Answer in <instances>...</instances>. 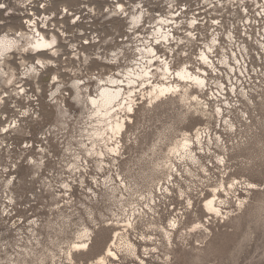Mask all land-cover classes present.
<instances>
[{
    "label": "rangeland",
    "instance_id": "374dc122",
    "mask_svg": "<svg viewBox=\"0 0 264 264\" xmlns=\"http://www.w3.org/2000/svg\"><path fill=\"white\" fill-rule=\"evenodd\" d=\"M19 8L0 0V37L20 31ZM110 17L93 19L91 29L81 17L74 27L58 23L72 36L60 41L57 62L41 64L45 73L39 60L35 70L14 66L15 83L23 80L33 97L15 95L19 84L4 86L8 67L0 56V96H9L0 107V264H88L108 257L113 243L119 260L111 264H264V94L237 109L231 127L228 118H209L187 84L173 82L193 95L187 105L173 95L141 100L122 137L114 136L87 96L98 91L96 77L118 78L141 63L128 25L114 30ZM91 30L100 43L85 47ZM124 95L119 112H128L134 93ZM206 124L222 138L204 148L190 142L188 153L172 150L184 132ZM213 189L223 215L205 211ZM133 215L130 237L123 231L116 244L114 234L128 219L122 230L133 227ZM84 238L87 250H74Z\"/></svg>",
    "mask_w": 264,
    "mask_h": 264
},
{
    "label": "built area",
    "instance_id": "2783aa9c",
    "mask_svg": "<svg viewBox=\"0 0 264 264\" xmlns=\"http://www.w3.org/2000/svg\"><path fill=\"white\" fill-rule=\"evenodd\" d=\"M91 1L97 4L93 6ZM65 2L69 6L65 9L61 5L59 12L52 7ZM12 4L20 6L19 18L23 27L28 25L27 19H23L26 12L37 14L34 24L41 29L45 23L48 38H51L48 32L58 23L69 20L70 26L74 27L80 17L88 20V29H91L93 19L97 21L104 15L111 16V22H119V26L126 23L128 34L134 39L128 42L132 45V54L140 56L135 64L141 63L139 73L146 70L159 75L157 66H164L163 62L168 58L169 76L174 73L172 82L181 70L187 69L201 76L203 82L188 83L189 89L204 101V110L211 111L209 118H228L231 127L234 126L231 120L235 117L234 112L248 99L256 98L259 102V95L264 94V83L260 81L264 73V0H12ZM95 7L102 10L98 12ZM56 30L61 43L71 35L63 26ZM35 35L39 37L38 33ZM88 35L82 43L85 47L100 43L94 31ZM13 36L22 41L18 32ZM31 36L30 40L34 35ZM61 37L66 38L61 40ZM146 49L153 51L148 55ZM73 50L79 53L77 49ZM143 56L152 59L149 64ZM157 74L152 76L153 81L160 80ZM135 101L136 109L141 100ZM187 137L191 149L195 143L204 148L203 144L209 145L213 139L222 138L218 128L212 130L207 124ZM222 142L225 144L224 140ZM209 148L212 152L211 146ZM131 218L133 227L122 230L128 219L117 231H125L128 238L136 224L134 215ZM110 258H106V262L95 260L93 263L111 264L110 260L117 262L119 255Z\"/></svg>",
    "mask_w": 264,
    "mask_h": 264
},
{
    "label": "bare ground",
    "instance_id": "6f19581e",
    "mask_svg": "<svg viewBox=\"0 0 264 264\" xmlns=\"http://www.w3.org/2000/svg\"><path fill=\"white\" fill-rule=\"evenodd\" d=\"M95 4H97V3L96 2L91 3V5H93V6ZM61 5H62V7L64 6L65 9H66V6H69V4H67V2H65V3L56 4L52 7L55 10H57V12H59L58 8ZM75 6H77V5H75ZM120 6L122 7V5H120ZM94 10H98V12H100V10H102V9L99 7H95ZM24 16L25 17H23V19L24 20L27 19L26 24H28V25L23 27L21 24H19L21 29H20V31H18V33L20 34L21 39L24 38L25 41L13 39V38L10 39L6 36L0 37V56L4 57V59H2V61L5 60V65L8 67V72L5 73L6 77H4L6 79L4 82L5 83L4 86L6 88H8V87H11L13 84H19L18 87H16L17 90H16L15 95H20L21 94L20 92L22 91V93L27 94L26 97H29L31 94L26 91V85L27 84H25L23 82V80L19 81L18 83H15V81H17V79H18L17 74H19V73H16L14 66L16 64H18V65L24 66L25 69H27V70H30L29 68H32L33 70H35L34 62H35V60L36 61L39 60L38 62H40V63H38V65L36 64V67L43 70L42 72L45 73L46 69L41 67V64L45 65V63L52 64L53 62H57L58 58L62 55L60 52V49L58 47L60 46V48L62 50V46L60 44L56 45L58 38L60 41V34H59V32L56 33L54 31L55 28H59L60 26L55 25L54 30H50L48 32L49 35L51 36V38H48V37H46V31H44L46 24L44 23V26H42L43 28H41V29H40L39 25L34 24V21L36 20L37 14L26 12L24 14ZM41 20H43V19H41ZM31 24H33V26ZM119 24H120L119 22L112 23L111 27L115 30L117 28V26H119ZM35 29H37V30H35ZM14 33H17V32L14 30ZM37 33H38L39 37H37L35 35ZM31 35H34L32 40H30V38L32 37ZM71 36L72 35H70L69 37H71ZM65 38L61 37V40H65ZM19 42L20 43L25 42V44L20 45ZM26 50H28V51H26ZM17 51L20 53V54L17 53V56L19 57L18 58L19 62H16L14 57H12V55H11L12 53L17 52ZM151 51H153V49H146V54L150 55ZM59 52L61 55L57 58V55ZM29 56H30V58L28 60H26L25 58L29 57ZM143 58H145L147 60L146 63H148V64L152 60L146 56H143ZM163 63H164V66H161V67L157 66V68H156V70H158L160 72L159 75L156 73L157 76L160 77V80H154L153 81L152 76H154L156 74L154 72L149 73L146 70L142 71V73H139L138 71H132V72L128 73L127 72L128 70H127L126 74L125 73L124 74L118 73V75L116 74V76H118V78L115 76H108V77H106V79H99L97 77L95 78V80L99 83L98 84V91H96L95 96H87V98L90 101V97L99 98V96H100L99 99L91 98L90 103L94 107L95 115L99 118L100 123L110 124L112 122L111 130L113 131V135L114 134L118 135L122 132L120 135H118L119 138L122 137V134L127 129V128L125 129V127L127 126V123L132 122V116L131 115L135 114V102H136L135 100L136 99L142 100V101H147V103L149 102L152 104V103H155L159 98H162V97H165L168 95H173L175 97L179 96V101L181 102V104L187 105V103H189V101H191L193 95H189V93L187 91L181 92V90L179 89L178 86H176V87L171 86V84H174L171 81V77L174 75V73L169 76L171 70L168 69V66L170 65V64H168V58L165 59V61ZM3 68H4V66L2 65V69ZM164 73H165V78L169 77L166 80L163 78ZM0 75H1V73H0ZM55 77H56V79H59V77H57V75H55ZM111 79L117 80L118 81L117 85H119L121 88L116 86L114 84L115 83L114 81H110ZM173 79H174V82L176 84L177 83H179L181 85L187 84V86H188V83L200 84L201 82H203L201 76H199L197 74L190 73L187 69L179 71L176 74V76H174ZM181 80L187 81V82L184 83ZM76 83L77 82H75V84ZM110 83H113L114 85L113 84L110 85ZM77 86L78 85L76 84L74 87L77 88ZM106 86H108V87L104 88ZM42 87H43V85L41 84V86H38V89L42 88ZM111 87H114V89ZM102 88H104V89L102 90ZM122 90H123V94L127 93V95H124L123 98H127L128 94L134 93L133 96L129 97L130 99L129 98L126 99L130 102L127 101V103L124 104L125 106L127 105L128 108H126V109L128 110V112H125V111L119 112L118 111V104L122 101L121 98L119 99V97H121V95H122ZM2 92L6 93V90H2ZM5 97L8 98L9 96H5V95H4V97L0 96V107L3 105L2 101L4 100L3 102H5V99H6ZM31 97H33V96L31 95ZM133 99H134V101H133ZM194 99L196 100V97ZM121 103L119 104V108L123 105ZM93 104L96 106L98 104H102L103 110L100 111V113H99ZM138 104H140V103H138ZM116 113H118V114L116 115ZM123 117H127V118L120 121V119ZM128 118H130V119H128ZM100 133L101 132H98V134H100ZM187 134L188 133H185V132L183 133L182 137H183L184 141H181V142L177 141L175 146L172 148V150H174V151L176 150V151L180 152L182 149L183 151H186V153H188V151H190L189 150L190 149V140L185 138V137H187L186 136ZM103 135H104V133H103ZM3 138L5 139L6 137L4 136ZM114 151L116 152V150H114ZM219 192L217 191V189H213V191L210 192L211 195L207 199L205 198L206 200H205L203 205H204L205 211L209 215H213V216L223 215L222 206H221L222 202H219V200L221 199V197L219 196V194H220ZM197 226L198 225L192 226V230H195L197 228ZM123 227H125V226H123ZM123 230H125V229H123ZM120 234H122V233L117 232L116 234H114L117 237V239H115L116 244L120 238ZM114 237H113V239H114ZM82 241H84L83 242L84 244L82 243L81 245H78V244L75 245L74 250L75 249L87 250V247L89 246L88 242H85V241H87V239L84 238ZM82 241H80L79 244ZM129 244H131V243H129ZM113 245H114V243L112 244V246H110V248H106L107 250H106L105 254H107V255H105V256H108V255L109 256L108 257L104 256L105 259L101 258V259H98L97 261L101 260L102 262L103 261L106 262L105 261L106 258L111 259L110 258L111 251H112V257L115 258L116 251L114 252V250L116 249V245L114 247H113ZM71 250H73V249H71ZM71 250H70V252H71ZM72 252H75V251H72ZM101 255H99L98 258H100ZM89 263L94 264L93 262H89Z\"/></svg>",
    "mask_w": 264,
    "mask_h": 264
}]
</instances>
